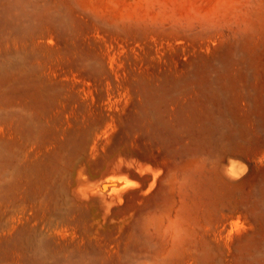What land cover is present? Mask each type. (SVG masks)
Listing matches in <instances>:
<instances>
[{
    "label": "rangeland",
    "instance_id": "1",
    "mask_svg": "<svg viewBox=\"0 0 264 264\" xmlns=\"http://www.w3.org/2000/svg\"><path fill=\"white\" fill-rule=\"evenodd\" d=\"M0 264H264V0H0Z\"/></svg>",
    "mask_w": 264,
    "mask_h": 264
},
{
    "label": "water",
    "instance_id": "2",
    "mask_svg": "<svg viewBox=\"0 0 264 264\" xmlns=\"http://www.w3.org/2000/svg\"><path fill=\"white\" fill-rule=\"evenodd\" d=\"M123 184V183H122ZM117 186H120V185H117Z\"/></svg>",
    "mask_w": 264,
    "mask_h": 264
}]
</instances>
